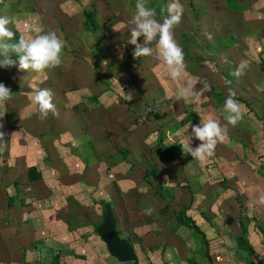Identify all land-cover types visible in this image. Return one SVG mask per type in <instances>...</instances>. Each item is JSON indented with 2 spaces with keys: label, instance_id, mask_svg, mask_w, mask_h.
Instances as JSON below:
<instances>
[{
  "label": "rangeland",
  "instance_id": "374dc122",
  "mask_svg": "<svg viewBox=\"0 0 264 264\" xmlns=\"http://www.w3.org/2000/svg\"><path fill=\"white\" fill-rule=\"evenodd\" d=\"M136 2L0 0V16L11 18L8 27L16 28L10 43L20 35L35 36L37 29L55 31L65 41L57 67L21 71L17 54L10 52L17 64L0 68V82L14 93L0 104V131L6 143L0 151L1 179L7 184L10 180L11 186L15 178L22 183L31 164L43 175L32 183L37 187L28 191L26 200L29 227L40 233L43 226L50 251L37 264H51L57 252L61 264H88L86 254L96 250L99 264H125L114 261L102 240L101 252L97 246L88 247L100 242L97 229L112 210L105 205L109 203L116 215L124 210L119 231L126 220L141 222L147 228L138 234L158 236V242L170 241L183 250L193 241L191 231L187 234L168 212L182 211L190 201L196 208H210L212 192L204 189L218 179L240 194L238 176L222 174L229 163L224 154H264V0H179L184 12L174 35L186 68L177 80L169 77L162 61L133 57L128 20ZM144 3L155 8L159 18L169 0ZM87 12L94 24L86 20ZM150 46L159 51L156 41ZM241 62L244 74L236 77L232 73ZM188 80L198 81L197 92L204 82L211 89L201 96L180 97ZM41 88L52 91L59 116L40 118L32 98ZM229 88L235 90L243 112L235 126L228 124L223 108ZM201 118L215 119L228 132V139L204 160L193 159L182 147L200 143L191 137L189 126ZM242 160L251 166L248 159ZM202 162L208 164L206 173L200 169ZM14 187L22 192L21 185ZM158 201H167L169 207ZM213 224L217 232L231 231L226 218ZM122 232L127 235L124 228ZM170 249L166 248L171 254ZM139 254L136 249L138 258Z\"/></svg>",
  "mask_w": 264,
  "mask_h": 264
},
{
  "label": "crops",
  "instance_id": "0c3cea01",
  "mask_svg": "<svg viewBox=\"0 0 264 264\" xmlns=\"http://www.w3.org/2000/svg\"><path fill=\"white\" fill-rule=\"evenodd\" d=\"M10 29L12 28L10 27ZM14 31H16V28H14ZM7 42L10 43L9 41ZM263 67L264 64L262 65ZM224 155L227 157L229 163L228 167L226 166L222 171V174L224 178L226 176H238V187L241 193L238 194L235 188H233L232 192V188L225 187L219 181L220 179H218L216 184L208 183L209 185L206 184V188L204 189L212 192L209 194L213 198L210 208H196L193 206L192 201L184 203L183 208L186 209L187 217L196 222L202 234L183 225V223L181 225L187 229V231L185 230L187 234L191 231L188 235L192 236V242L194 243L195 241L197 245L194 244L195 246H193L192 242H190L181 250L170 241L168 243L158 242L159 240L161 241L158 236L151 238L142 236L138 234L140 233L138 230L142 229V227H147L137 221L134 223L126 220L124 227L120 226L119 231L118 222L120 223V217L125 216L124 210L121 209L118 215L112 211L116 219L117 232L120 238L130 242L135 254L136 249L140 253L139 258L136 255L138 264H259L264 260V204L259 202L260 197L264 196V154H249V157H247V154H239L238 152L236 154ZM242 157H245V160L248 159L251 166L244 163ZM13 158L16 157L13 155ZM31 167L34 166L32 164L28 166L22 183H18V178L11 180L13 181V186H11L12 182L10 180L8 181L9 184L4 182V180L2 181L0 174V264H37L40 256L42 257L50 252L49 248L46 247L47 240H45V232L42 231L43 226H40V233L38 230H32L31 226L29 227L30 219L26 210V205L28 204L26 200L30 197L28 196V191H32V189L37 187L32 183L38 182H30L28 179V171ZM200 169L206 173L208 171V164L202 162ZM17 174L19 173L17 172ZM14 185H21L22 192L19 193V188L14 187ZM180 189L178 191H181ZM160 203L167 205L165 206L167 208L169 207L167 201ZM171 211L172 209L168 213H172L173 217L177 218L176 214L180 210ZM19 212H21L20 215H18ZM210 215L215 219L211 220V217H208ZM222 218H226V221L231 224V231L228 233L217 232L216 228L218 227L213 224V222L215 223L216 220H221ZM37 220L32 221L34 223L38 222ZM245 223H248L247 228L244 225ZM100 224L102 225V222ZM123 228L128 236L122 235ZM129 233L132 234L129 235ZM40 239L41 242L38 245V240ZM101 240L103 241L101 238L98 244L89 243L88 247L96 250L95 247L97 246V249L101 252ZM152 240L153 243H151L150 249L152 254L150 255L147 248L150 247ZM237 244H240V247ZM167 247L171 248V254L169 250H166ZM96 251L86 254L89 256L88 264L100 263L101 257H99ZM34 253L37 256L34 258L35 262H32ZM57 253L59 254V252ZM110 255L114 257L112 254ZM116 259L114 261H119L118 258Z\"/></svg>",
  "mask_w": 264,
  "mask_h": 264
},
{
  "label": "clouds",
  "instance_id": "9594fccd",
  "mask_svg": "<svg viewBox=\"0 0 264 264\" xmlns=\"http://www.w3.org/2000/svg\"><path fill=\"white\" fill-rule=\"evenodd\" d=\"M183 12L184 6L179 0H169L166 9H162V14L158 18L155 8L146 6L144 0H137L135 12L128 20V24L131 25L128 43L134 46L133 57H152L158 62L162 61L167 66L169 77L173 80L182 79L186 68L183 49L174 35V28L180 24ZM10 23H13L11 18L0 16V68H9L17 64V61L10 58V52L17 54L18 67L21 71L43 72L62 63L65 41L55 31L41 33L40 29H37V34L31 38L26 39L25 36L20 35L15 43H8L7 41H12L16 36V33L8 27ZM141 37H143V43L139 42ZM153 41H156L159 51H155L150 46ZM244 69L245 64L241 62L232 74L240 77L244 74ZM196 82L198 81L188 80L179 90V96L184 98L201 96L204 91L211 89V85L204 82L203 89L197 92L194 90ZM13 94L10 87L0 82V104L10 101ZM235 97V90L229 88L223 105L224 111L228 113L227 122L232 126H235L243 117L241 105ZM129 98L131 99L130 95ZM32 103L38 106L40 118L47 117L49 113L59 116L50 89L37 90ZM2 127L3 125H0V128ZM189 128H191V137L200 143L192 147L190 142L182 147L183 151L190 154L193 159L204 160L206 157H212L216 145L228 139L227 129L221 127L212 118H201L199 124H191ZM5 144L4 133L0 131V151ZM259 202L264 204V196L260 197ZM148 214H151V210Z\"/></svg>",
  "mask_w": 264,
  "mask_h": 264
},
{
  "label": "water",
  "instance_id": "95a60500",
  "mask_svg": "<svg viewBox=\"0 0 264 264\" xmlns=\"http://www.w3.org/2000/svg\"><path fill=\"white\" fill-rule=\"evenodd\" d=\"M103 241L106 243L110 254L118 258L120 262H132L136 260V254L127 240L121 239L116 229V219L109 208V216L98 229Z\"/></svg>",
  "mask_w": 264,
  "mask_h": 264
},
{
  "label": "trees",
  "instance_id": "16d2710c",
  "mask_svg": "<svg viewBox=\"0 0 264 264\" xmlns=\"http://www.w3.org/2000/svg\"><path fill=\"white\" fill-rule=\"evenodd\" d=\"M86 16V20L91 21L92 16L90 14V12H87L85 14ZM89 22H87V26H88ZM90 24H94L93 19L92 22ZM93 26V25H92ZM95 27V26H93ZM95 29V28H94ZM96 30V29H95ZM262 63H264L262 61ZM263 65V64H262ZM28 179L30 182H34V181H39L42 179V173L36 168V167H31L28 171ZM106 206H111L112 211L113 210V206L109 203V204H105ZM178 220L183 223V225H186L187 227H190L192 229H194L197 233L202 234V232L200 231L199 227L197 226L196 222L194 220H192L191 218L187 217L186 215V209L184 208L182 211H180L179 213L176 214ZM60 255H56L53 259V261L51 262V264H61L60 263ZM133 264H138V261L136 260L135 262H132ZM259 264H264V260L262 262H260Z\"/></svg>",
  "mask_w": 264,
  "mask_h": 264
}]
</instances>
